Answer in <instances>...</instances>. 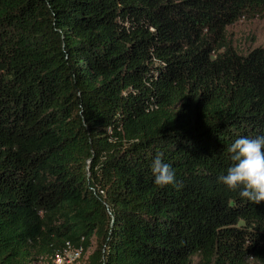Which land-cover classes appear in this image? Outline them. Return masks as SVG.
Instances as JSON below:
<instances>
[{"label": "trees", "instance_id": "1", "mask_svg": "<svg viewBox=\"0 0 264 264\" xmlns=\"http://www.w3.org/2000/svg\"><path fill=\"white\" fill-rule=\"evenodd\" d=\"M254 18L264 0H0V264H264V201L217 180L264 135V44L226 31Z\"/></svg>", "mask_w": 264, "mask_h": 264}, {"label": "clouds", "instance_id": "2", "mask_svg": "<svg viewBox=\"0 0 264 264\" xmlns=\"http://www.w3.org/2000/svg\"><path fill=\"white\" fill-rule=\"evenodd\" d=\"M227 152L231 163L226 174L217 177L218 182L236 191L242 200L253 204L264 201V135L236 138L227 147ZM150 170L155 185L182 187L174 169L160 154L152 159Z\"/></svg>", "mask_w": 264, "mask_h": 264}, {"label": "rangeland", "instance_id": "3", "mask_svg": "<svg viewBox=\"0 0 264 264\" xmlns=\"http://www.w3.org/2000/svg\"><path fill=\"white\" fill-rule=\"evenodd\" d=\"M232 47L240 53L264 44V18L240 21L226 29ZM40 264L41 262H35Z\"/></svg>", "mask_w": 264, "mask_h": 264}, {"label": "built area", "instance_id": "4", "mask_svg": "<svg viewBox=\"0 0 264 264\" xmlns=\"http://www.w3.org/2000/svg\"><path fill=\"white\" fill-rule=\"evenodd\" d=\"M80 255V251L64 250L62 254L56 256L53 260V264H74Z\"/></svg>", "mask_w": 264, "mask_h": 264}]
</instances>
